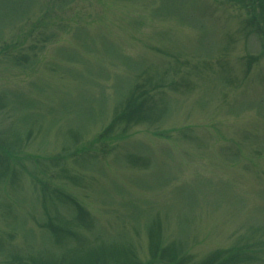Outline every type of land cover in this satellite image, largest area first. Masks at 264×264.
Segmentation results:
<instances>
[{
    "label": "rangeland",
    "instance_id": "obj_1",
    "mask_svg": "<svg viewBox=\"0 0 264 264\" xmlns=\"http://www.w3.org/2000/svg\"><path fill=\"white\" fill-rule=\"evenodd\" d=\"M261 2L0 0V264H264Z\"/></svg>",
    "mask_w": 264,
    "mask_h": 264
},
{
    "label": "trees",
    "instance_id": "obj_2",
    "mask_svg": "<svg viewBox=\"0 0 264 264\" xmlns=\"http://www.w3.org/2000/svg\"><path fill=\"white\" fill-rule=\"evenodd\" d=\"M246 1L249 2V3H253V4L258 3L259 7H260L261 10H262V2H261V0H246ZM254 8H255V7H254ZM241 256H242V255H240V257H241ZM238 259H239V258H238ZM240 260H241V259H240ZM229 261H230L229 259H227V260L224 259L225 264H226V262H229ZM182 262H184V261H182L181 257H177L175 261H172L173 264H184V263H182ZM222 264H223V261H222Z\"/></svg>",
    "mask_w": 264,
    "mask_h": 264
}]
</instances>
